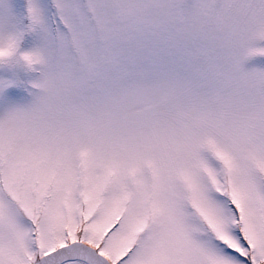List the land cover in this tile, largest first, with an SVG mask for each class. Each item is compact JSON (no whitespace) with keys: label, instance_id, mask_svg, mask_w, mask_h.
Instances as JSON below:
<instances>
[{"label":"snow or ice","instance_id":"6c2138e0","mask_svg":"<svg viewBox=\"0 0 264 264\" xmlns=\"http://www.w3.org/2000/svg\"><path fill=\"white\" fill-rule=\"evenodd\" d=\"M264 0H0V264H264Z\"/></svg>","mask_w":264,"mask_h":264},{"label":"rangeland","instance_id":"374dc122","mask_svg":"<svg viewBox=\"0 0 264 264\" xmlns=\"http://www.w3.org/2000/svg\"><path fill=\"white\" fill-rule=\"evenodd\" d=\"M261 43H264V42H261ZM247 65L249 67H251V66L264 67V55H256V56L251 57L247 61Z\"/></svg>","mask_w":264,"mask_h":264}]
</instances>
